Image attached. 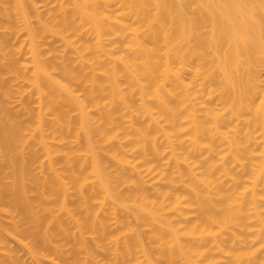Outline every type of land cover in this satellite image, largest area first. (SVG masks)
Returning a JSON list of instances; mask_svg holds the SVG:
<instances>
[{"label": "bare ground", "instance_id": "6f19581e", "mask_svg": "<svg viewBox=\"0 0 264 264\" xmlns=\"http://www.w3.org/2000/svg\"><path fill=\"white\" fill-rule=\"evenodd\" d=\"M28 260L264 264V0H0V264Z\"/></svg>", "mask_w": 264, "mask_h": 264}, {"label": "rangeland", "instance_id": "374dc122", "mask_svg": "<svg viewBox=\"0 0 264 264\" xmlns=\"http://www.w3.org/2000/svg\"><path fill=\"white\" fill-rule=\"evenodd\" d=\"M16 109V108H15ZM17 110V109H16ZM12 244L14 245V247L18 250V253L20 254V255H25V252H24V249L22 250L20 247H19V245H17V242L16 241H13L12 242ZM28 263L29 264H32L29 260H28Z\"/></svg>", "mask_w": 264, "mask_h": 264}]
</instances>
